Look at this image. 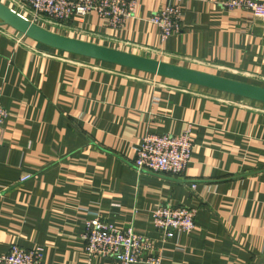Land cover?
<instances>
[{"label": "crops", "instance_id": "crops-1", "mask_svg": "<svg viewBox=\"0 0 264 264\" xmlns=\"http://www.w3.org/2000/svg\"><path fill=\"white\" fill-rule=\"evenodd\" d=\"M0 1L32 18L19 0ZM222 1L186 0L167 41L150 21L167 0H140L122 29L96 13L49 28L264 86V21ZM56 51L0 20L9 113L0 126V252L17 242L43 247L42 264H110L86 255L85 221L100 214L158 238L150 211L171 202L197 209L196 231L165 244L164 264H264V103ZM186 129L194 147L184 174L137 171L148 132Z\"/></svg>", "mask_w": 264, "mask_h": 264}, {"label": "built area", "instance_id": "built-area-1", "mask_svg": "<svg viewBox=\"0 0 264 264\" xmlns=\"http://www.w3.org/2000/svg\"><path fill=\"white\" fill-rule=\"evenodd\" d=\"M167 1L150 17V21L158 26L163 41L181 29L186 0ZM19 3L33 13L34 20L66 25L72 19H85L96 13L110 27L116 28L136 14L140 0H19ZM222 5L228 9L246 10L264 21V1L224 0ZM8 116L0 99V126ZM193 147L190 129L181 133L150 131L138 146L134 166L139 172L179 176L185 173L191 162ZM29 178L31 174L24 175L21 181ZM191 187L196 189L197 184L192 183ZM196 216L197 209L185 205L171 202L157 205L150 211V221L159 233L156 238L134 225L121 228L96 214L85 221L84 251L90 259L107 257L110 264H164L165 244L176 236L193 234ZM177 248L183 249L180 245ZM43 258V247H26L17 242L7 252H0V264H42Z\"/></svg>", "mask_w": 264, "mask_h": 264}, {"label": "water", "instance_id": "water-1", "mask_svg": "<svg viewBox=\"0 0 264 264\" xmlns=\"http://www.w3.org/2000/svg\"><path fill=\"white\" fill-rule=\"evenodd\" d=\"M0 20L48 47L264 103V86L85 41L28 21L0 1Z\"/></svg>", "mask_w": 264, "mask_h": 264}, {"label": "rangeland", "instance_id": "rangeland-1", "mask_svg": "<svg viewBox=\"0 0 264 264\" xmlns=\"http://www.w3.org/2000/svg\"><path fill=\"white\" fill-rule=\"evenodd\" d=\"M19 3V2H18ZM21 6H23L22 5V3H19V7H21ZM31 16H32V18H30L29 20H31V21H33V22H36V24H38V25H41V26H43V27H45V28H47V29H50L51 27H52V24L51 23H49L48 21H46V20H44V19H39V20H34L33 19V13L31 14ZM135 16V15H134ZM133 16V17H134ZM36 18V17H35ZM132 18V17H131ZM128 22V21H127ZM126 22V23H127ZM126 23L123 25V26H121V27H112V28H114V29H122L125 25H126ZM50 27V28H49ZM51 30V29H50ZM21 37H22V39H24V37L25 36H22L21 35ZM26 38V37H25ZM52 49V48H51ZM55 51V50H54ZM56 53H59V51L57 50L56 51ZM151 77H153V79H159L160 77L159 76H156V75H152Z\"/></svg>", "mask_w": 264, "mask_h": 264}, {"label": "bare ground", "instance_id": "bare-ground-1", "mask_svg": "<svg viewBox=\"0 0 264 264\" xmlns=\"http://www.w3.org/2000/svg\"><path fill=\"white\" fill-rule=\"evenodd\" d=\"M13 10V9H12ZM14 11V10H13ZM15 13H17L19 16H21L22 18H24V19H26V20H28V21H31V20H29L28 18H26V17H24V16H22L21 14H19L18 12H16V11H14ZM41 26V25H40ZM43 27V26H42ZM45 28V27H44ZM47 29V28H46ZM48 30H50V29H48ZM52 31V30H51ZM54 32V31H53ZM57 33V32H56ZM61 51V50H60ZM70 54H72V53H70ZM75 55V54H74ZM106 63H108V62H106ZM116 65V64H115ZM118 66H120V65H118ZM121 67H124V66H121ZM125 68H128V67H125ZM129 69H131V68H129ZM133 70H135V69H133ZM137 71H141V70H137ZM141 72H143V71H141ZM144 73H148V72H144ZM148 74H152V73H148ZM152 75H155V74H152ZM158 76V75H157ZM160 77H163V76H160ZM163 78H167V77H163ZM168 79H170V78H168ZM174 80V79H173ZM178 81V80H177Z\"/></svg>", "mask_w": 264, "mask_h": 264}]
</instances>
